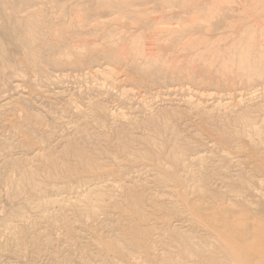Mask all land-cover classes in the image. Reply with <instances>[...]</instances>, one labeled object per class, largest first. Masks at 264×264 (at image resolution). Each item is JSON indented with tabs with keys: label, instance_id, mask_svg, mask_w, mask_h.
I'll use <instances>...</instances> for the list:
<instances>
[{
	"label": "rangeland",
	"instance_id": "rangeland-1",
	"mask_svg": "<svg viewBox=\"0 0 264 264\" xmlns=\"http://www.w3.org/2000/svg\"><path fill=\"white\" fill-rule=\"evenodd\" d=\"M103 1L0 0V264L264 243V0Z\"/></svg>",
	"mask_w": 264,
	"mask_h": 264
},
{
	"label": "bare ground",
	"instance_id": "bare-ground-1",
	"mask_svg": "<svg viewBox=\"0 0 264 264\" xmlns=\"http://www.w3.org/2000/svg\"><path fill=\"white\" fill-rule=\"evenodd\" d=\"M104 1H106V0H104ZM31 26H33V25H31ZM30 28L32 30V27H30ZM229 203H231L232 207L231 206L230 207H223V206L220 207V206H214V205L207 206L206 203H205L206 207H204L205 204L202 206L204 208L201 207L203 209V212L210 213L213 216L217 215L216 218L214 217V219H212V216H211V218L209 220L208 219L206 220L209 223L210 227H212V229L215 232L216 245L211 247V248L208 246L209 248L205 249L203 247L196 246V245L190 246L189 243H186V245H184V247H182L181 254L184 255L185 257H193L192 260H189L187 262L188 264H264V243H258L257 245L246 244L247 239H249V240L252 239L250 237L251 234L249 233V231L251 230L250 229L251 226L249 228L248 227L242 228L243 226L245 227L247 222H240V221L237 222V213H238L237 208H234V206H233L232 202H230V200H229ZM197 207L200 208L198 205H197ZM96 208H97V206H96ZM188 209H189V207H188ZM202 209H199V210H202ZM244 219H246V218L244 217ZM247 219H246V221H247ZM250 222H252V221H250ZM239 225L241 227H239ZM199 243H200V241H199ZM211 246H212V244H211ZM182 263H184V261H182ZM172 264H179V263H172Z\"/></svg>",
	"mask_w": 264,
	"mask_h": 264
}]
</instances>
